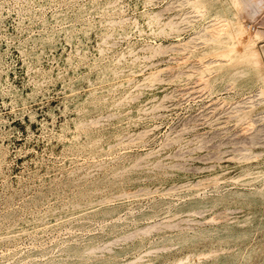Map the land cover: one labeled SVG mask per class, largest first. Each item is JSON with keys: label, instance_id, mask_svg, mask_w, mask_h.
<instances>
[{"label": "rangeland", "instance_id": "rangeland-1", "mask_svg": "<svg viewBox=\"0 0 264 264\" xmlns=\"http://www.w3.org/2000/svg\"><path fill=\"white\" fill-rule=\"evenodd\" d=\"M103 1L0 0V233L64 207L87 189L97 190L98 199L115 196L121 187L128 195L111 214L84 215L0 243V264H50L59 258L68 264H264V250L251 248L264 241V220L259 228L256 222L247 227L244 235L237 226L244 210H264V197L249 195L259 185L236 180L249 170H264V104L257 88L234 87L219 79L207 89L203 80L210 72L203 79L199 71L175 81L169 69L212 57L199 44L211 16L194 14L191 23L189 6L179 7L180 0H114L112 34L104 40L99 21L108 15L92 9ZM244 10L238 14L245 15ZM183 12L188 23L170 30L169 18L173 22L178 13L174 21L182 20ZM153 14L160 16V24L150 27L146 16ZM121 19L126 21L119 23ZM262 22L255 28L261 37L254 38L264 74ZM188 38L197 44L194 55L171 50L174 42ZM133 65L146 73L162 69L161 83L144 89L119 87L97 103L63 100L71 83L84 86L106 67L126 75ZM127 93L136 100L116 106ZM151 96L162 98L159 106L143 111ZM238 109L255 120L252 128L244 129ZM92 121L98 125L86 124ZM79 123L102 143L113 135L128 136L102 157L104 167H95L90 155L99 153H85L84 138L74 147L62 138ZM242 133L247 136L241 138ZM246 153L250 157L243 159ZM132 161L138 171L130 180L104 179L106 172ZM86 243L100 250L79 261L78 253H68L69 246Z\"/></svg>", "mask_w": 264, "mask_h": 264}, {"label": "bare ground", "instance_id": "bare-ground-1", "mask_svg": "<svg viewBox=\"0 0 264 264\" xmlns=\"http://www.w3.org/2000/svg\"><path fill=\"white\" fill-rule=\"evenodd\" d=\"M44 1L52 2L55 0H44ZM95 1L96 0H92L91 3H94ZM114 3H115L114 0H104L102 3H97L96 6L92 5L93 6L92 9H96L97 12L107 13V15H108L107 17L102 18L99 21L100 25L102 26V30H101L102 39H104V40L108 39L107 37H109V35L112 34V31L110 30V26L112 23H114V21L109 16V12L111 13L112 11H114ZM177 3H179V2H176V5H177ZM116 4H117V1H116ZM240 4L242 5L241 6L242 8H240V9H242V11L245 9L244 10L245 15H240V13L238 14V12H240V9L238 11V6ZM173 6H174V4H173ZM181 6H185V7L189 6L190 17L192 15H193L192 17H194V14L197 16H199V15L200 16H202V15L211 16V18H209V20L207 21V24L203 28L204 31L201 29V31H203V32H201L202 34L199 32L201 34V36H199V33H198V36L202 40L201 43H199V44H203L204 46L207 47L206 50L204 51V53L211 54L212 57L209 58V60L206 59L208 61H206V60L204 61L200 58L199 61L193 62V64L191 63V65L189 67L177 65L174 67V69H169V70H173V77L176 78L175 81H178L179 83L185 81L184 76H187L190 73L192 74L193 71H194V73H195V71H199L200 77L204 79L206 77V75H203V73L204 72H210L207 75V77L208 76L209 77L203 80V86L207 87V89L208 88L212 89L215 85V82L219 79H222L223 81L227 82L228 84H230L231 86H234V87L239 86V85H244V86L246 85L248 87H256L257 90L255 93L259 98V102L264 104V74L262 73V70H261L263 63L261 64V58L259 55L260 53L257 50L258 48L256 49V41L254 38V37H256V39H257V38L261 37L260 32L256 33L257 30L255 32V28L258 25L257 23L259 22V19L260 20L263 19V22L261 24H264V0H180L179 7H181ZM236 7H237V9H236ZM83 10H84V8L82 7L81 11H83ZM212 11L214 12V14L211 15ZM157 13H159V12H157ZM157 15L158 14L146 16V21L148 23V26L151 27L153 25L160 24V21H159L160 16H157ZM177 15H178V13H177ZM177 15L174 17H177ZM186 15H188V13L185 14V17L182 20L180 18L179 20H181V21L178 20L179 22L174 21V17H173V22H170V20L172 18H169L170 20L168 21V23L166 22L167 27L172 31H173V28L174 29L179 28L180 22L187 21L185 19L187 17ZM189 18H188V20L191 19V18L190 19ZM194 20H195V17L193 20H191V23H193L192 21H194ZM123 21H126V20L124 19L120 22L119 21H117V22L122 23ZM166 23L163 25V27L166 25ZM187 23H188V21H187ZM183 30H185V29H183ZM175 31L176 30H174V32ZM121 32L123 33L124 30H121ZM179 32H182V31L180 30ZM194 36L195 35L192 36V39L194 38ZM198 36L196 35L195 37L197 38ZM191 40L188 38V40H185V42L176 41V42H174V45H170V48L173 46V48H171V50H173L175 53H178V54L184 53L186 55L192 56L195 54V51L197 49L196 48L197 44H196L195 40L194 41L192 40V42H190ZM196 41L198 42V40H196ZM260 44H262V43H260ZM102 45H104V44H102ZM106 46H108V45H106ZM110 46L112 47V44ZM259 47H262V50H264V43L262 45H260ZM165 50L167 51V49L165 48L163 52L166 53ZM168 50L170 51L169 48H168ZM151 56H153V55H151ZM182 57H181V59H182ZM132 60L137 61L136 58H134ZM170 61H171V59H170ZM117 62H118V60H117ZM149 66L151 67L150 64H149ZM188 68L192 69V71L188 70ZM161 70L162 69H160V73H161ZM169 70L167 69V71H169ZM160 73H159V70L146 73L145 68L143 69L142 66L133 65L129 68L128 74L118 76L119 74L117 71H115L114 68H111V67L102 68V69L94 72L93 79L91 81H87L84 86L77 85V81H76V82L71 83L68 87H66V91H64V93H63V100L71 101L73 104H78L80 102L86 103V102H88V100L91 101V103H93V102L97 103V102H101L103 99H105V96L108 92L115 90L116 88H119V87H125L128 85L134 84V86H139L142 89L147 88V87L152 88V87L158 86L161 83ZM173 77H171V79ZM137 78H139V80L141 82L140 84L138 83ZM194 80L200 81V79L199 80L194 79ZM228 87H229V85H228ZM133 88H132V90H133ZM181 92H182V90H181ZM255 93H254V95H255ZM168 97H169V95H168ZM133 98H134V100H136L135 96H132L130 93H127V94H125V96L121 97L114 104L116 106H121ZM163 98H164L163 100L166 99V97H163ZM252 98L249 97L248 99L252 100ZM161 100H162V98H160V100H158V98L156 96L149 97L146 101L143 102L142 110L143 111H147V110L150 111V110L155 109L157 106H159ZM254 101L255 100H253V102ZM221 102H222V100H221ZM240 102L241 101L238 102L239 106H241ZM245 102H247V105H249L248 101L245 100ZM250 102H252V101H250ZM254 103L256 104V102H254ZM236 104L233 106L234 109H235V106L238 107V105H236ZM219 105H221V103ZM245 105H246V103H245ZM246 108H247V106H246ZM246 108L244 107V109H246ZM158 109L159 108H157V110ZM241 109H238L237 112L239 111V113L237 115L236 114H234V115H236V117L239 121L245 122L244 125L245 124L246 125H245L244 129H246V127H251V125H252L251 121L255 122V120H251L252 117L250 119V114L248 111L247 112L241 111ZM237 112H234V113H237ZM107 115L109 117V114H106V116ZM110 117H111V115H110ZM96 120H98V117L96 118ZM91 123H94V122L92 121V122L86 123V124H91ZM91 125H94V124H91ZM97 125H98V123H95L94 126H97ZM82 128H83L82 124H80V123L76 124L74 129L71 131H68L67 134L64 135L65 137H62V138H64L67 143L71 144L72 147L75 146V144L77 143L78 140L84 138L86 140L85 153H90V154L91 153H99L98 156L93 155V154L90 155V158L92 159V162H93L92 165L95 167H104L107 163L102 157L104 155L108 156L107 152H108L109 148L112 147L113 145L123 144L124 138L126 136H128V135H126L125 137H123V136H120V134L113 135L112 139L110 141H106V142L102 143V142H100L101 139H96V138L88 136V133L85 132ZM242 129H243V127H242ZM147 130L141 131V132H143V133L146 132V134H147L148 133ZM246 130H248V129H246ZM246 130H244V132ZM143 133H141V134H143ZM243 133H242V136H243ZM141 134H140V136H141ZM146 134H143V135H146ZM246 134L247 133H245V135ZM130 135H131V133H130ZM242 136H241V138H244V136L243 137ZM135 137H136V133H135ZM133 138L134 137H132L130 139L133 140ZM141 138H142V136H141ZM132 140H130L131 144L133 143ZM128 141L129 140H127V142ZM133 141L135 142V139ZM111 142H112V144H110ZM247 155L248 156H246L244 154V156H246L247 158L244 157L243 159H248V157H250L249 154H247ZM95 157H96V159H95ZM141 158L144 161L146 160L144 155ZM138 159H139V156H138ZM136 161L129 162L128 164H125L123 166L117 167L115 169H112L111 171L106 172L104 179L109 181V182H113L114 180H119V181L130 180L131 178L134 177L133 176L134 172L138 171L136 163L139 161H137V162ZM156 162H157V160H156ZM154 165H158V164L154 163ZM140 167H141V165H140ZM236 180H238L244 184H254V183L258 184L260 188L257 190L251 191L249 193V195H252L253 193L254 194L258 193L264 197V170H249V171L245 172L244 174H242ZM195 184H197V182H195ZM179 186H181V185H179ZM192 186L193 185L191 184V186H189V187H192ZM202 186H203V184H202ZM169 187H171V186H169ZM169 187H167V188L169 189ZM177 187H178V185L175 186V188H177ZM189 187H187V188H189ZM153 191H155V190H153ZM169 191H170V189H169ZM97 193H98L97 190L87 189V190L81 192V194L79 195V197L77 199L65 204L64 207H61V208L55 209V210H51V211H47L42 215H38V216L34 217V219H32L30 221V223H28V222L21 223V224H19V226H14L11 229H8L3 233H0V243L15 241L21 233H26L28 235H34L37 231L44 229L45 226H47V225L56 226L59 224H63L66 222H70V221L79 219L80 217H82L84 215H101V216H103V215L111 214L114 212V210L118 206L123 205L125 203L126 199L128 198L127 193H125V191L122 187L118 191V194H116L113 197L105 196V197L98 199ZM134 193L136 194L139 192H133L132 194H134ZM140 193H141V191H140ZM192 212H191V214H192ZM188 214H190V213H188ZM263 220H264V210H262V211H249V212L244 210L243 213L240 215V217L237 218V226L240 230V235H244L246 233L247 227L256 225L254 222H256L258 224L256 226V228H259L261 226V222H263ZM46 234H48V233H46ZM251 248H253L252 249L253 251H255L257 249L258 250H264V241L257 244V245H253ZM255 248H257V249H255ZM4 250H5V248H4ZM98 250H100L98 245L92 244V243H86L85 245L80 246V247H77V246H69L68 247V253L73 252V251L78 253V261L80 259H85V257L87 255L93 254V253L97 252ZM101 250H102V246H101ZM56 261H57V263H50V264H68V262L63 260V258H59ZM75 264H79V263H75ZM85 264H96V263L86 262Z\"/></svg>", "mask_w": 264, "mask_h": 264}]
</instances>
